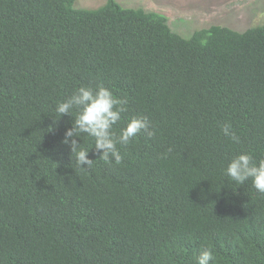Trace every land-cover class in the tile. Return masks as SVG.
Wrapping results in <instances>:
<instances>
[{
    "label": "trees",
    "instance_id": "trees-1",
    "mask_svg": "<svg viewBox=\"0 0 264 264\" xmlns=\"http://www.w3.org/2000/svg\"><path fill=\"white\" fill-rule=\"evenodd\" d=\"M75 1L0 0V264H194L205 247L264 264V194L223 171L264 157V24L186 37L159 12ZM100 85L126 101L117 134L142 116L155 135L117 145L118 165L82 135V171L55 108Z\"/></svg>",
    "mask_w": 264,
    "mask_h": 264
},
{
    "label": "clouds",
    "instance_id": "clouds-1",
    "mask_svg": "<svg viewBox=\"0 0 264 264\" xmlns=\"http://www.w3.org/2000/svg\"><path fill=\"white\" fill-rule=\"evenodd\" d=\"M126 101L113 95V92L103 85L96 88L80 86L71 96L56 104L55 113L59 119L71 116V126L68 127L60 143L68 147L70 159L76 167L84 171L91 167L93 159L89 158L91 149L105 164H120L122 155L117 145L127 146L133 138L143 132L148 138L155 135V130L146 117H132L125 127L117 134L114 125L121 120V114L126 111ZM59 119H53L55 124ZM222 134L233 143H239V137L232 130L230 123L220 125ZM49 131L53 129L50 127ZM87 135L94 140V146L89 149L81 144L80 137ZM169 148L167 152H171ZM167 153H165L166 155ZM72 163V164H73ZM224 175L236 184L243 185L251 180L252 187L264 194V157L254 159L249 152L234 155L224 168ZM215 256L211 248H202L194 256V264H213Z\"/></svg>",
    "mask_w": 264,
    "mask_h": 264
},
{
    "label": "rangeland",
    "instance_id": "rangeland-1",
    "mask_svg": "<svg viewBox=\"0 0 264 264\" xmlns=\"http://www.w3.org/2000/svg\"><path fill=\"white\" fill-rule=\"evenodd\" d=\"M168 17L170 27L190 36L197 29L223 25L238 31L264 24V0H118ZM106 0H76L75 7L98 8Z\"/></svg>",
    "mask_w": 264,
    "mask_h": 264
}]
</instances>
